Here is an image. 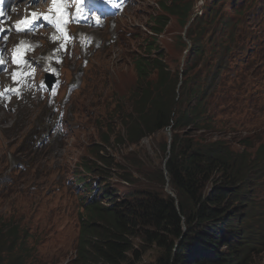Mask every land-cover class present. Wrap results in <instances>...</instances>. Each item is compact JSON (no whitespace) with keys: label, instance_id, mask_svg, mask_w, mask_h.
Wrapping results in <instances>:
<instances>
[{"label":"rangeland","instance_id":"374dc122","mask_svg":"<svg viewBox=\"0 0 264 264\" xmlns=\"http://www.w3.org/2000/svg\"><path fill=\"white\" fill-rule=\"evenodd\" d=\"M163 3H184L191 8L187 35L177 16H167L160 10ZM24 10L14 9L12 20L20 19L16 13L23 14ZM159 15H164L168 23L154 38L150 27ZM262 22L264 0H129L120 17L96 32L103 41L114 37L113 42L96 50L85 68L77 66L75 60L67 59L64 65L69 80L75 77L76 69L81 77L67 102L69 126H64L61 141L49 140L44 147L35 145L40 136L36 138L31 131L40 129L37 124L47 113L43 102H21L11 111L0 106V115L4 116H0V227H5L2 235L12 232V226L18 227L14 231L18 242H23L25 231L30 232L25 241L27 264H71L85 204L90 198L100 200L103 187L112 189L117 201L129 198L133 192L161 198L175 196L168 178L164 184L159 180L168 155L163 146L170 144L173 135L181 139L187 128L182 132L164 129L133 145L126 141L124 131V121L135 100L133 60L155 57L154 52L148 54L152 38L170 74L179 76L183 71L179 81L184 89L191 86L187 78L197 72V68L189 71L187 67L197 62L198 53L202 52L203 78L215 75L213 64L204 69L205 59L221 57L220 70L206 98L214 129L206 131L200 125L194 132L208 141L226 138L234 150L242 149L239 143L243 137L253 143L251 153L264 145V97L247 93L264 89ZM226 24L229 28L222 33ZM231 29L235 34L233 43L227 41ZM29 42L36 44L37 53L44 52L41 46L47 44L43 34ZM15 43L13 40L11 44ZM227 44L229 50L225 51ZM155 78L153 72L150 79ZM208 93L207 89L205 97ZM228 94L233 98L221 105V98ZM239 118L244 125L233 124ZM99 150L101 159H97L101 157ZM256 195L260 200L264 198V192ZM246 222L254 223L250 219ZM260 238H264V231ZM141 243L134 238L135 247ZM254 249L255 257H247L244 264H264V242L254 245ZM158 253L151 248L138 264H150Z\"/></svg>","mask_w":264,"mask_h":264},{"label":"trees","instance_id":"16d2710c","mask_svg":"<svg viewBox=\"0 0 264 264\" xmlns=\"http://www.w3.org/2000/svg\"><path fill=\"white\" fill-rule=\"evenodd\" d=\"M190 9L184 3L160 5L165 15L177 16L180 25L187 27L186 35L190 32ZM167 23L164 15L154 18L150 27L154 38L163 33ZM227 28L224 25L222 33ZM154 38L148 54L154 52L155 57L133 60L135 100L124 121V131L126 141L133 145L170 125L177 132L187 128L181 139L173 135L170 144L163 146L168 155L159 180L164 184L168 178L175 198L133 192L129 198L117 201L114 191L104 187L101 201L111 206L91 202L86 207L73 263L138 264L148 250L156 248L159 253L150 264H244L247 257H255L254 245L264 242L260 238L264 231V198L260 200L256 195L264 192V145L251 153L253 143L243 137L239 143L242 149L234 150L226 138L208 141L194 132L200 125L206 131L214 129L206 98L220 70L221 57L205 59L204 69L213 64L215 75L203 78L206 73L200 71L202 52L198 53L197 62L187 67L189 71L197 68V72L187 78L191 86L184 89L179 81L183 71L179 76L170 74ZM234 40L231 29L227 41ZM224 50H229L228 44ZM153 72L154 81L150 79ZM232 94L224 95L221 105L229 102ZM239 123L244 125L241 118L233 121L234 125ZM239 209L241 213H237ZM247 219L254 223H247ZM16 229L11 227L8 235H2L3 228L0 229L1 264L28 263L26 235L23 242H18ZM135 237L142 242L137 247L133 245Z\"/></svg>","mask_w":264,"mask_h":264},{"label":"clouds","instance_id":"9594fccd","mask_svg":"<svg viewBox=\"0 0 264 264\" xmlns=\"http://www.w3.org/2000/svg\"><path fill=\"white\" fill-rule=\"evenodd\" d=\"M74 1L78 4L83 0ZM120 1L121 0H119V2ZM26 3L27 0H10L9 6L10 8H23V5H25ZM128 4L129 0H126V5L122 8V10H120L114 15H111L109 11H107V14L101 13V16L98 14L96 16L95 12L96 9L98 10L97 6L99 5V2L98 0H91L88 5L92 9L93 13H95V15L89 16L82 13L81 15H78V13L76 12L74 19L72 18L68 21L67 28L69 34L74 38L73 45L70 44L69 46H67V51L63 52L61 57H59L58 59L51 56L48 60L49 63L46 64V66L38 65L39 63H37L33 70L35 83L38 82V84H40L42 82L46 86L50 87L52 85H55V98H51V96L47 95L41 96L36 91H29V89H26L27 94L25 96L27 97L22 100H18L19 98H17L15 95L11 96L9 101L6 103L0 100V106L7 108V110L10 111L14 110V106L16 107L18 103L25 102L30 104L33 99L43 102L45 104L48 109H46L47 113L45 114V116L42 117L41 123L37 124L40 129L35 130L34 128L31 131V134H35L36 138L40 136V138L35 141L36 147H44L45 145H47L49 140H54L57 142V139H59L61 141L65 137L63 134L64 126H69L68 113L66 109L67 102L69 101V97L72 92L76 90L79 86V82L77 80L81 77V73L76 69L75 77L69 80L63 71L67 59L73 61L75 60V62H77V66L79 65L80 67L85 68L88 64L89 59L93 57L94 52L102 47H105V43H112L113 41L111 39H114V37H112L108 41H103L96 35V32L104 29L108 23L120 17L123 14L125 8L128 6ZM116 5H118V3H116ZM37 6H40V4L31 5L29 8L33 9ZM16 16H20L21 19L23 14L16 13ZM18 39L21 38H10L9 41L5 42V44L0 47L1 54L6 59L8 66L10 65V58L15 55L14 49H17L20 46V42L18 41ZM13 40L16 41L15 44H11ZM5 69H0V81L2 82V84L0 85V89L8 88L11 91H18V86H14L13 84V78L7 77V75L10 74V71H5ZM247 93L254 94L257 97H264V89L257 91L249 90L247 91ZM170 129L171 125L165 128L166 131H169ZM98 155L103 157L100 150L98 151ZM101 157L97 159H101ZM17 166H20L22 168L21 164H18ZM103 189L104 187L102 188V192ZM173 198H175V196ZM98 199L90 198V200L85 204L84 212L86 210V207L88 208L91 205V202L99 203L100 205L102 203L109 207L111 206V204L107 203L106 201L102 202L101 197L100 200ZM84 218L81 217V220L78 225V232L81 225V221H83ZM1 228L4 229L5 227L1 226L0 229ZM2 233L4 232L2 231ZM24 233V236L26 235V237L28 238L30 232L29 234L26 233V231ZM77 240L78 233L76 237L75 257L71 260V264H74L73 262L77 258Z\"/></svg>","mask_w":264,"mask_h":264},{"label":"bare ground","instance_id":"6f19581e","mask_svg":"<svg viewBox=\"0 0 264 264\" xmlns=\"http://www.w3.org/2000/svg\"><path fill=\"white\" fill-rule=\"evenodd\" d=\"M263 27H264V24H263V22H262V23L260 24V28H261V29H264ZM24 43H26V41H25ZM0 116L4 118L3 115H0Z\"/></svg>","mask_w":264,"mask_h":264},{"label":"water","instance_id":"95a60500","mask_svg":"<svg viewBox=\"0 0 264 264\" xmlns=\"http://www.w3.org/2000/svg\"><path fill=\"white\" fill-rule=\"evenodd\" d=\"M169 193L171 194V192L169 191ZM171 197H174L172 194L170 195Z\"/></svg>","mask_w":264,"mask_h":264},{"label":"snow or ice","instance_id":"6c2138e0","mask_svg":"<svg viewBox=\"0 0 264 264\" xmlns=\"http://www.w3.org/2000/svg\"><path fill=\"white\" fill-rule=\"evenodd\" d=\"M15 78V77H14Z\"/></svg>","mask_w":264,"mask_h":264}]
</instances>
